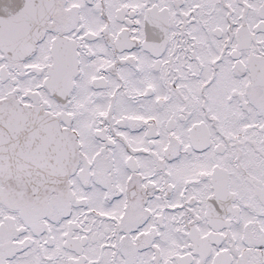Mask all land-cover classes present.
Here are the masks:
<instances>
[{
    "label": "snow or ice",
    "instance_id": "obj_1",
    "mask_svg": "<svg viewBox=\"0 0 264 264\" xmlns=\"http://www.w3.org/2000/svg\"><path fill=\"white\" fill-rule=\"evenodd\" d=\"M0 264H264V0H0Z\"/></svg>",
    "mask_w": 264,
    "mask_h": 264
}]
</instances>
